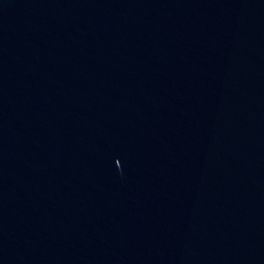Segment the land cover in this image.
Wrapping results in <instances>:
<instances>
[{"label":"water","instance_id":"1","mask_svg":"<svg viewBox=\"0 0 264 264\" xmlns=\"http://www.w3.org/2000/svg\"><path fill=\"white\" fill-rule=\"evenodd\" d=\"M0 264H264V0H0Z\"/></svg>","mask_w":264,"mask_h":264}]
</instances>
